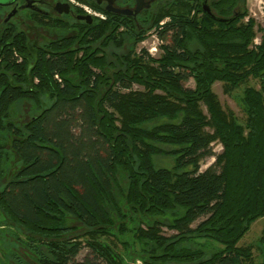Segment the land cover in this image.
<instances>
[{
    "label": "trees",
    "instance_id": "obj_1",
    "mask_svg": "<svg viewBox=\"0 0 264 264\" xmlns=\"http://www.w3.org/2000/svg\"><path fill=\"white\" fill-rule=\"evenodd\" d=\"M208 6L158 0L138 23L57 30L35 58L21 38L0 51V181L9 151L20 160L0 184V238L38 264H130L131 253L142 264H264V226L255 243L237 245L264 217V24L255 43L245 0ZM152 29L158 56L137 49ZM216 81L226 94L244 85L243 120L223 108ZM23 101L37 113L18 123L12 107ZM155 156L173 164L156 166ZM83 245L94 259H75Z\"/></svg>",
    "mask_w": 264,
    "mask_h": 264
},
{
    "label": "flooded vegetation",
    "instance_id": "obj_2",
    "mask_svg": "<svg viewBox=\"0 0 264 264\" xmlns=\"http://www.w3.org/2000/svg\"><path fill=\"white\" fill-rule=\"evenodd\" d=\"M157 1L144 0L147 6H143L136 14H126L121 13V10L133 11L136 0H0V51L10 49L12 42L21 38L26 41L28 56L35 58L42 51L49 50L46 45L56 39L57 30L64 29L72 36L77 33L73 28L77 22L90 25L108 17L138 23L141 13L150 9ZM211 1L200 0V3L208 6ZM83 6L103 17L87 13ZM236 10L235 8V15L238 13ZM78 15H89L90 22L78 19ZM57 25L62 27L58 29ZM1 58L0 55V63ZM0 74H5L2 67Z\"/></svg>",
    "mask_w": 264,
    "mask_h": 264
},
{
    "label": "rangeland",
    "instance_id": "obj_3",
    "mask_svg": "<svg viewBox=\"0 0 264 264\" xmlns=\"http://www.w3.org/2000/svg\"><path fill=\"white\" fill-rule=\"evenodd\" d=\"M245 6H246L247 11H248V16L253 17L255 20V23H256V26H255L256 37H255V39L259 40L260 35H261L259 27L263 26V24H264V10L262 7V3L260 4L259 0H245ZM246 19H247V17L245 18V20ZM166 20H168V19L164 18L160 22H165ZM160 22L158 25H160ZM56 34H57V31H56ZM160 43L161 42L156 38V34H155L154 29H152L150 32H148L147 36L141 42L138 43L137 49L144 48L151 55L158 56L160 53V49H159ZM151 48H154V49H152V51H151ZM184 85L188 86V87H193L194 82L192 79H189L188 81L184 82ZM248 85H253L256 88L259 87L258 82L255 79H250L248 82ZM243 87H244V85L236 88L231 94H226L223 91L222 82L216 81L212 85V89L217 94L223 108L225 110H231L240 120H243V118L245 117V115L241 109V106L239 104V97L242 93ZM133 88L134 89H142L140 86H137V85H134ZM23 102H20V104L16 103L12 107V111L14 112V117H16L15 119L18 121V123H21V122L23 123V122L27 121L31 117V115L37 113V110L33 111L31 109V105H29L25 102L23 103ZM6 139H7V141H5L7 143L6 147L9 148L10 141L8 140V136ZM221 148H222L221 144L218 142H214L212 144L213 152H220ZM9 154H11V156H10L9 160L6 162V172H5L6 174H5V177L0 181V184H4L20 166V160L16 156H14V154H12L11 151H9ZM214 161H215L214 156H208V157L204 158L200 162V170L201 171L205 170L208 166L213 164ZM154 163L156 166L170 167L173 164V160L167 156H155L154 157ZM200 219H202V218H200ZM67 223L71 224V225L80 226V224L78 222H76L75 220H73L71 218L68 219ZM196 223H197V221L193 223V226H195ZM263 226H264V217L256 219L251 224L250 229L244 234V236L242 238H240L237 245H247L250 243H255L256 240L261 235V231L263 229ZM3 229L4 228H2L0 225V230H3ZM81 229H82V227L78 228L79 231H82ZM11 230L13 231V229H11ZM162 231L166 235H170L173 232H175L173 230L168 229L167 227H162ZM3 240H6V242L3 243ZM0 242H1V244H0V261H2L1 264H16L11 258H8V255H7V253H9L10 255H13V253H15V252H18V254L20 256H22L23 259H25L29 264H38V262L35 260V257L33 256V254L24 245H20L19 248H14L12 246V244L9 241H7L6 238H3V239L0 238ZM116 247L119 251L124 250L120 245H117ZM10 251H11V253H10ZM253 255H254L255 261L260 260V256L257 254V251L255 248L253 249ZM85 257H88L90 259H94L89 248L86 247V245H83L75 259L77 261H82ZM126 261L130 264H142L141 259L135 258L132 253L126 256ZM95 262H97V264H105L101 258L95 260Z\"/></svg>",
    "mask_w": 264,
    "mask_h": 264
},
{
    "label": "water",
    "instance_id": "obj_4",
    "mask_svg": "<svg viewBox=\"0 0 264 264\" xmlns=\"http://www.w3.org/2000/svg\"><path fill=\"white\" fill-rule=\"evenodd\" d=\"M136 8L133 11H126V10H121V13H126V14H136L143 6H147V4L144 3V0H136ZM202 8L205 12L210 13V10L208 6L204 3L202 5ZM78 19H84L87 22H90V16L89 15H78ZM220 20L224 21L225 19L220 18Z\"/></svg>",
    "mask_w": 264,
    "mask_h": 264
},
{
    "label": "built area",
    "instance_id": "obj_5",
    "mask_svg": "<svg viewBox=\"0 0 264 264\" xmlns=\"http://www.w3.org/2000/svg\"><path fill=\"white\" fill-rule=\"evenodd\" d=\"M259 3L261 4L262 3V7H263V10H264V0H259ZM84 7V9L87 11V13H90V14H96L95 12H93L89 7H87V6H83ZM96 15H98L99 17H103L101 14H96ZM163 22H160V24H162ZM254 42L255 43H258L259 42V40H256V39H254ZM152 49H154V48H151V51H152ZM55 77L56 78H58V75H55ZM59 79V78H58Z\"/></svg>",
    "mask_w": 264,
    "mask_h": 264
}]
</instances>
